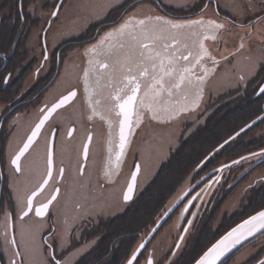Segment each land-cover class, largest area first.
Segmentation results:
<instances>
[{
	"label": "flooded vegetation",
	"instance_id": "af4514ba",
	"mask_svg": "<svg viewBox=\"0 0 264 264\" xmlns=\"http://www.w3.org/2000/svg\"><path fill=\"white\" fill-rule=\"evenodd\" d=\"M58 2L59 0H39L32 5L35 6L34 12L29 10L32 6L28 8V14L37 21L39 18L34 14L40 11L50 12L45 19V28L35 40L31 38V33L40 25V21L37 26L29 28L28 33L21 36V40L19 33L12 42L9 52L3 51L1 43L6 40L0 35V222L2 226L3 218L6 217L7 226L6 229H3V226L0 228V256L1 252L5 251V245H8L13 248L16 257L7 261L1 257L0 264L25 262L20 257V250L16 245L15 231L17 226L25 229L28 220L32 221L30 223L35 228L32 232L34 244L41 246L42 264L50 261L52 256L61 261L66 260V264L114 262L111 260L110 251L103 254L94 251L100 238L96 232L107 218L96 220L83 215L73 223H67V228H64L58 221V216L63 214L69 219L70 217L74 219L82 211L90 212L94 209L101 212L117 204H124L125 211L135 203L140 194L137 192L140 167L136 176L135 192L130 202H125L124 193L139 161L134 154L131 162L127 159L137 137L135 132L138 126L140 99L147 90H150L158 74L155 64L159 63L160 58L156 59L155 55L160 51L178 60L179 63L180 60H185L183 57L189 58L191 52L190 49L179 52L180 44L186 47V44L200 39L202 35L226 33L232 38L244 39L253 34L255 28L264 32V0H122L108 10L104 18L90 23L82 33L55 40L54 37L49 38V29L60 11L59 7L57 14L52 15ZM36 8L38 12L35 11ZM156 17L163 19L157 20ZM140 20L144 21L143 25L138 23ZM195 20L201 23H188ZM126 21H130L129 27L123 29L122 33L117 31ZM209 21L223 27L215 28ZM172 24H180L182 27L177 29ZM108 33L112 35L109 37ZM262 64L264 59L261 66ZM142 72L145 75L142 76ZM256 74L244 83V86L254 80L259 87L264 77H256ZM129 77H135V80L130 82ZM135 84L140 85L138 99L130 123L125 127L127 143L120 161L117 162L116 153L120 151L119 121L122 117L117 115L119 109L115 106L117 101L113 97L117 95V90H120V97L130 95V89ZM238 88L227 91H235ZM173 91L177 94L179 90L173 86L166 88L163 98L168 95L174 96ZM71 92L76 94L49 114L48 110L59 104L62 98ZM221 95L215 98L209 95V102L206 105L210 101L212 103L207 108L205 106V112L208 111L210 114L216 104H221V100L233 99ZM45 116H48V119L20 157L21 171L17 172L11 161L24 148L36 125ZM19 121L23 124V135L19 139L20 142L11 146L12 133ZM262 128L264 132V125ZM70 130L71 136L68 135ZM261 130L258 132L261 133ZM239 131L241 129L237 132ZM89 134L92 137L90 142ZM247 140L248 142L242 139L227 148L231 151H237L241 146L248 149L249 152L240 154L241 158L247 159H239V163L212 173L203 179L186 199L197 193V196L203 194V200L208 196L209 201L214 190L218 188L229 190L234 186L237 188L257 170L261 173L259 176L254 175L250 184L245 185L246 189L243 191L245 200L242 203H245L250 190L264 185V141H253L252 138ZM86 143L88 152L85 157L83 146ZM49 152L52 156V177L43 191L33 198L34 206L29 209L28 196L47 178ZM228 158L227 156L225 159ZM225 159L214 162L215 166L204 170L200 178L225 165ZM124 166L128 167L127 172ZM61 168L64 169L62 175ZM211 179L212 183H209ZM18 189H21V195L16 193ZM53 194H56V199L49 205L45 215L36 216L35 207L46 203ZM207 204L203 203V206ZM25 212H28L27 216L24 215ZM197 213L192 217L191 223L198 216ZM85 217L88 220L82 222ZM66 235L68 245L63 246ZM261 237L253 245L242 250L243 252L250 248L254 251L240 264H264V242L258 244L259 239L264 240ZM143 239L144 236L140 235L136 241L137 245L129 251L123 264ZM85 241L89 243L92 241L94 246L82 251L81 254L71 253L76 247H82ZM149 244L133 264H148L149 260L152 264H172L171 261L177 253L176 248L174 252L171 250L173 252L171 258V254L168 255V258L172 259L169 261L165 253L156 259V253L148 246ZM242 252L233 258L232 263Z\"/></svg>",
	"mask_w": 264,
	"mask_h": 264
},
{
	"label": "rangeland",
	"instance_id": "374dc122",
	"mask_svg": "<svg viewBox=\"0 0 264 264\" xmlns=\"http://www.w3.org/2000/svg\"><path fill=\"white\" fill-rule=\"evenodd\" d=\"M120 1L122 0H65L49 29V38L54 37L53 39L55 40H61L62 38L82 33L83 29L90 23L104 18L108 10ZM33 8L35 6L30 7L29 10L34 12ZM35 11L38 12V8ZM34 15L39 18L40 25L32 30L31 38L33 40L45 28V19L50 15V12L40 11ZM180 45L179 52L190 49L189 58L183 61L180 60L178 63V60L176 61L171 56L169 57L159 51L155 55L156 59L160 58L159 63L155 64V70L158 69L155 80H162L164 87L161 89L159 85L153 82L150 90H147L140 99L138 126L135 132L137 137L132 144L130 157L127 159V161L131 162L134 154L139 161L138 193L143 192L160 168V165L180 145V140L189 136L196 125L204 123L205 117L209 115L208 111L205 112V106L207 108L212 103L210 101L206 105L209 102V95L215 98L218 95L225 94L229 89L234 90L235 87L244 89L247 86H244V83L254 77L264 59V32L257 28L254 29L253 34H249L244 39L232 38L226 33L211 36L202 35L200 39L186 44V47L183 44ZM185 69H190V71L185 72ZM169 71L171 75L166 74ZM177 84H179V87H176ZM171 86L179 90L177 91L178 93L174 94L173 91L174 96L168 95L163 98L165 95L164 90ZM215 106L217 107V104ZM145 117L147 118L146 121L144 120ZM145 122L149 124L146 125L144 124ZM22 135L23 124L19 121L12 133L11 146L20 142L21 140L19 139ZM126 167L125 170L127 172L128 167ZM258 173L259 171L257 170L254 174H250V177L248 176L239 187L232 191L229 198L222 205L221 212L216 215L214 226L220 223L223 213L230 214L240 210L242 202L245 200V195H243V191L246 189L245 185L250 184L254 178L253 176H259L261 172ZM196 179L189 178L181 185L166 206L167 210L186 193ZM16 193L21 195V189H18ZM186 197L176 207L175 212L167 218L169 220L159 229L148 245L156 253V259L165 253L166 258L171 261L172 259L170 258L174 248H176V257L171 262L172 264L177 263L179 256L184 251L185 243L196 232L192 226L193 222L191 223V219H193L194 214L202 210L203 203H208V196L204 200L202 199L203 194L197 196V193H194L188 196L187 199ZM202 200L203 202H201ZM183 201L185 202L182 203ZM19 203L22 204L21 201ZM123 206L124 204L112 205L101 212L94 209L90 212L82 211L74 219H71V217L69 219L68 216L60 214L58 221L63 224L64 228H67L68 224L73 223L74 220L83 215H88L87 218L92 217L96 220L97 218H112L124 212ZM5 219L6 217L3 218V229L7 228ZM86 220L88 219L85 217L82 222ZM30 222L32 221H27L25 229H20L17 226L15 231L16 245L19 247L20 257L25 261L23 264H42L41 246L34 244L35 238L32 232L35 228ZM2 226L0 222V228ZM148 232L150 230L145 231L141 236L145 237ZM182 233L184 235L180 240ZM261 238H264V235ZM64 239L68 242L67 235ZM263 242L264 240L262 241V239L258 240V244ZM92 245V241L90 243L85 241L82 247H76L71 253L75 255L81 254L82 251L88 250ZM135 245H137V242ZM5 247V251L1 252L0 258L2 257L6 261L16 259L13 248L8 245H5ZM249 249L244 250L242 254L237 256L232 264H240L247 259L246 257L254 251ZM169 254H171L170 258H168Z\"/></svg>",
	"mask_w": 264,
	"mask_h": 264
},
{
	"label": "trees",
	"instance_id": "16d2710c",
	"mask_svg": "<svg viewBox=\"0 0 264 264\" xmlns=\"http://www.w3.org/2000/svg\"><path fill=\"white\" fill-rule=\"evenodd\" d=\"M37 1L39 0H0V35L6 40L1 43L3 51L11 50L12 42L19 33L21 34L19 40H21V36L27 34L29 28L37 26L39 21L33 19L27 11ZM256 77H264V64ZM255 82L251 80L246 84L245 89L227 91L221 96H229L233 99L221 100V104H218L214 111L205 117L203 124L196 126L189 136L180 140V145L160 165L153 179L138 195L131 207L125 209L120 215L107 218L98 227L96 233L100 238L94 251L101 254L110 251L111 260L114 261L111 264H123L140 235L150 230L158 218L166 213L168 209L166 206L187 179H198L190 185L192 189L189 188V194L203 179L205 180L212 173L230 167L234 164L233 161L241 159L240 154L249 152L242 146L237 151L227 150L229 146L237 144L242 139L248 142V138L257 142L264 141L262 128L264 125V94L255 96L258 88V83L255 84ZM258 117L260 120L257 123L227 141L229 137L237 133L238 129L244 128ZM260 129L262 133L258 132ZM227 156L228 160L225 159ZM224 159L225 165L217 167L208 172L205 177L200 178L204 170L207 171L215 166L214 162H221ZM209 183H212V179ZM235 188L236 186L229 190L218 188L212 196L210 195L212 198L210 197L208 204L203 206L192 224L196 231L195 234L191 235L189 241L185 243L184 251L175 264H192L232 226L264 208V185H262L260 188L250 190L249 196L239 211L230 214L223 213L220 223L214 226L216 215L221 212L222 205ZM263 232L264 230L243 243L220 264H232L233 258L245 247L253 245L263 235Z\"/></svg>",
	"mask_w": 264,
	"mask_h": 264
},
{
	"label": "snow or ice",
	"instance_id": "6c2138e0",
	"mask_svg": "<svg viewBox=\"0 0 264 264\" xmlns=\"http://www.w3.org/2000/svg\"><path fill=\"white\" fill-rule=\"evenodd\" d=\"M56 14H57L56 12L52 13L53 16H55ZM156 19L161 20L163 18L162 17H156ZM164 22L169 23V24L172 23L171 21H164ZM138 23L143 25L144 21L140 20ZM188 23L198 24V23H201V21H199V20L188 21ZM129 24H130V21H126L123 25H121V28L118 29L117 31H120L122 33L123 29L129 27ZM209 24H214L216 28H222L223 27V25H221V24H215L214 21H209ZM172 26L177 27V28L182 27V25H180V24H172ZM107 35L110 37L112 35V33H108ZM142 47H147V45H142ZM183 58L185 60L188 59V57H183ZM184 71L188 72V71H190V69H185ZM166 74L171 75V72L169 71ZM85 75H87V72L85 73ZM141 75L143 76V75H145V73L142 72ZM128 79L131 82V81L135 80V77H129ZM154 83L156 85H159V87L161 89H163L164 85L162 83V80H155ZM176 87H179V84H177ZM139 90H140V85L135 84V86H133L130 89V91H131L130 95L120 97L119 96L120 90H117V95L113 97V99L117 101L115 106L119 109V112L117 113V115L122 117V119H120V121H119V129H120V132H119V140H120L119 149H120V151L116 153V161L117 162L120 161L121 155L123 154V151H124L125 144L127 143V137L125 135V127H126V125H128L130 123L132 111H133V108L135 107V103L138 99L137 93L139 92ZM75 94H76L75 92H71V93H69L68 96L63 97L59 104L54 105L53 108L48 110L49 114L52 111H54L55 108L60 107L62 104L67 102L69 100V98L74 96ZM260 94H264V87L260 88ZM97 103H99V101H97ZM141 103H143V101H141ZM47 119H48V116H45L44 119H42L40 121V123L36 125V129L33 131L32 135L29 136V138H28V143H26L24 145V148H22L20 150V152L12 159L11 163L16 166L17 172L21 171V169L19 167L20 157L29 148V146L33 140V137H35L38 134L39 129L42 127L45 120H47ZM89 119H91V117H89ZM101 119H103L102 116H101ZM241 131H243V129H241ZM68 135L69 136L72 135L71 130L68 132ZM91 139H92L91 134H89V137H88L89 142L91 141ZM225 143H227V141ZM83 148H84V155L86 157L87 152H88V144L87 143L84 144ZM109 151H111V149H109ZM253 155H258V154H253ZM241 159H247V157H242ZM233 163H239V161H233ZM63 171H64V169L61 168L60 169L61 175L63 174ZM138 171H139V165H137L136 170L132 172L131 180L128 183L127 191L124 193V200L125 201H128L131 199V195L133 192V188H134V184H135V180H136V176H137ZM51 177H52V156H51V152H49L47 178H45L43 180V183L39 186V188L36 191H33L31 193V195L28 196L27 207L29 209H32L34 206L33 198L36 197L39 194V192L43 191L44 186L48 184L49 179H51ZM58 192H59V188L56 189V193H58ZM55 199H56V194H53L51 196V199H49L46 203H42L38 207H35L36 216L42 217L45 214V211L49 208V205ZM24 215L27 216L28 212H25ZM248 226H251V227H248ZM246 227H247L249 235H251L253 232H255L258 228L264 229V211H261V212L257 213L256 215L250 217L248 220H245L241 225H238L237 228H233L230 232L227 233L226 236L222 237L221 240L217 241L216 244L212 245V247H210L203 254V256H201L200 259L196 261V264H215V261L218 260L221 256H223L226 251H228L229 242L233 239V237H235L236 242L239 243L240 236H237V233L240 232L241 229H244ZM45 243H47V241H45ZM67 244H68V242L66 240H64L63 246H67ZM143 247H144L143 244H141L139 246V248H143ZM139 248L136 251H139ZM49 255H51V254H49ZM136 259H137V257L135 255V253H133L131 258L128 259L127 264H133V261ZM46 264H66V260L61 261L60 259H57L55 256H52L51 260L47 261ZM148 264H152V261L149 260Z\"/></svg>",
	"mask_w": 264,
	"mask_h": 264
},
{
	"label": "water",
	"instance_id": "95a60500",
	"mask_svg": "<svg viewBox=\"0 0 264 264\" xmlns=\"http://www.w3.org/2000/svg\"><path fill=\"white\" fill-rule=\"evenodd\" d=\"M62 1H63V0H59L58 4H57L56 7L54 8L55 12L58 11L57 9L60 7V4L62 3ZM261 87H264V81H263L261 84H259V87H258L257 92H256V94H255L256 96L260 95V88H261ZM258 120H260V117H258V119L254 120L253 122H250L249 124H247V126H245V127L242 128V129H243V130L248 129L249 126H251V125L257 123ZM240 132H242V131L237 132V134L240 133ZM237 134L231 136L229 139H232V138L236 137ZM31 135H32V134H31ZM229 139H228V140H229ZM32 141H34V139H33ZM27 143H28V142H27ZM136 166H137V164L135 165V169H134L133 171L136 170ZM137 174H138V173H137ZM130 178H131V177H130ZM136 178H137V177H136ZM130 180H131V179H130ZM135 181H136V180H135ZM127 187H128V186H127ZM134 187H135V184H134ZM190 189H192V188H190ZM190 189H188V190L186 191V193H184V194H183V195H182V196L176 201V203H175L173 206H171L170 209L167 210L166 213H164V214L159 218V220L155 223V225L150 229V232H148V234L144 237V239L141 241V243L135 248L134 253H135L136 257H137V256L141 253V251L147 246V244H149V243L151 242V239L156 235V233L159 231V229H160V228L166 223V221L168 220L167 218L170 217V215L176 210V207H177V206L180 204V202L186 197V195L188 194V192L190 191ZM126 191H127V188H126ZM126 191H125V192H126ZM134 192H135V188H133V192H132L131 198H132ZM130 201H131V199L128 200V201H125V202H130ZM261 211H264V208H262V210H259V211L255 212V213H252L251 216H249V217H247V218L241 220V222H239L238 224L232 226V228H231L230 230H228L227 232H225L224 234H222V235L219 237V239H217L215 242H213V243L210 245V247H212V245L216 244L217 241L221 240L222 237L226 236L227 233L230 232L233 228H237V226H238V225H241L245 220H248L250 217L256 215L257 213H259V212H261ZM44 215H45V214H44ZM248 227H251V226H248ZM263 230H264V229H259V228H258L255 232H253L251 235H249V234H248L247 227L244 228V229H241L240 232L237 233V236H240L239 243H237V242H236V238L233 237V239L229 242V245H228V251H226L225 254H224L223 256H221L218 260H216V261H215V264H220L221 261H223L226 257H228L229 255H231L232 252L236 251L240 246H242L243 243H245L246 241L252 239L253 236L259 234V233L262 232ZM185 231H186V230H185ZM183 235H184V233H182V235H181V237H180V240L182 239ZM141 244L144 245L143 248H139V246H140ZM210 247H208L207 250H208ZM138 248H139V251H136ZM207 250H206V251H207ZM206 251H204V252H203V253H202V254L196 259V261L199 260L200 257L203 256V254H204ZM132 255H133V254H132ZM132 255H131V256H132ZM131 256H130L129 258H131ZM129 258H128V259H129ZM127 261H128V260H127ZM127 261L125 262V264H127ZM134 261H135V260H134ZM134 261H133V262H134ZM196 261L193 262L192 264H196Z\"/></svg>",
	"mask_w": 264,
	"mask_h": 264
}]
</instances>
